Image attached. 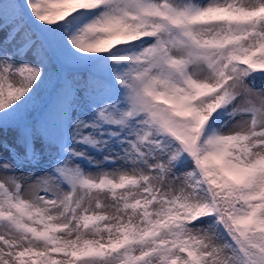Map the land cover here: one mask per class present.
<instances>
[{
    "label": "snow or ice",
    "instance_id": "6c2138e0",
    "mask_svg": "<svg viewBox=\"0 0 264 264\" xmlns=\"http://www.w3.org/2000/svg\"><path fill=\"white\" fill-rule=\"evenodd\" d=\"M0 33V264H264V0H0Z\"/></svg>",
    "mask_w": 264,
    "mask_h": 264
},
{
    "label": "rangeland",
    "instance_id": "374dc122",
    "mask_svg": "<svg viewBox=\"0 0 264 264\" xmlns=\"http://www.w3.org/2000/svg\"><path fill=\"white\" fill-rule=\"evenodd\" d=\"M3 36H4V34L3 33H0V41H2L3 40ZM11 46L9 45V48H10ZM71 71V70H70ZM257 87L259 88V87H261L262 85H261V81L259 80V79H257ZM15 136V132L13 131V130H11V129H9V132H8V139H9V141L11 142L12 141V139H13V137ZM6 156H7V153L5 152L4 153Z\"/></svg>",
    "mask_w": 264,
    "mask_h": 264
}]
</instances>
